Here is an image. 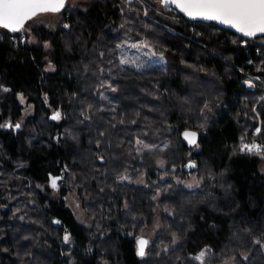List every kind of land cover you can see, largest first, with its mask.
<instances>
[{
  "label": "trees",
  "instance_id": "1",
  "mask_svg": "<svg viewBox=\"0 0 264 264\" xmlns=\"http://www.w3.org/2000/svg\"><path fill=\"white\" fill-rule=\"evenodd\" d=\"M130 4L66 3L55 25L38 15L22 32L0 28V125H21L0 127V264H201L205 249L203 264H264V158L240 150L264 144V36ZM130 39L166 68L121 65L116 45Z\"/></svg>",
  "mask_w": 264,
  "mask_h": 264
},
{
  "label": "snow or ice",
  "instance_id": "2",
  "mask_svg": "<svg viewBox=\"0 0 264 264\" xmlns=\"http://www.w3.org/2000/svg\"><path fill=\"white\" fill-rule=\"evenodd\" d=\"M127 3H131V0H126ZM162 7L168 8L170 5H174L175 8L179 9L186 16L190 18H202L204 20L218 21L221 24L228 25L234 28L238 33L243 34L245 37H254L257 34H264V0H159ZM66 0H0V28L7 29L12 33L22 32L25 30V24L37 17L39 14L44 13H59L65 8ZM147 15V11H145ZM65 28L69 25L65 24ZM123 27V25H121ZM49 45L45 43L44 47L47 48ZM117 48H122L123 45L117 44ZM131 48L147 47V44L142 45L132 44ZM103 55V53H101ZM121 65L136 66V61L129 59L127 57L121 58L119 60ZM249 87H252L250 81H246ZM112 91H116L111 85H108ZM3 91H9L8 88H3ZM22 99V97H21ZM91 108V105L88 106ZM204 109L211 110L207 103L204 104ZM103 111L104 109H99ZM115 111V108L110 109ZM81 115H84L82 112ZM61 114L59 111L55 112L51 119L59 120ZM88 117H85L87 119ZM123 122V121H121ZM135 123V121H133ZM0 127H14L19 129L21 125L16 123L14 126L12 124L0 125ZM257 132L260 129H256ZM185 139L188 140L190 144L195 143V132H185ZM138 144L142 141H137ZM150 145L143 144V148L150 150ZM166 147V146H165ZM241 152H255L257 155H261L264 158V149L255 142L248 144L244 143L243 139L240 145ZM161 167L164 166V161H158ZM194 167V165H190ZM67 171V168H65ZM50 186L52 189H57L58 181L61 179L59 176H51ZM121 181L128 179L127 176H120ZM59 223V221H55ZM179 237L176 233L172 234V243L176 244ZM65 243H70V236L65 234L63 237ZM148 240L144 238H137L136 241V254L139 257L145 256V249L148 245ZM255 243H261L260 240H256ZM207 249L201 250L200 253L194 258L203 264ZM246 259V257H245Z\"/></svg>",
  "mask_w": 264,
  "mask_h": 264
},
{
  "label": "rangeland",
  "instance_id": "3",
  "mask_svg": "<svg viewBox=\"0 0 264 264\" xmlns=\"http://www.w3.org/2000/svg\"><path fill=\"white\" fill-rule=\"evenodd\" d=\"M79 1H87V0H66V3H73V2L75 3V2H79ZM39 15H40L39 19L42 20L43 22H46L51 26L55 25L56 15H54L53 13H44V14H39ZM144 43L147 44V47H140V48H131L130 47V45H132V44L142 45ZM121 45H123V47L119 48L120 59L127 57L129 59L135 60L136 66H134V67H136L138 69L144 70V69L153 68V67L166 68V66H167V59L165 58V56L156 52L152 46H150L147 42H145L143 40H132V39H130V40H126V41L122 42ZM49 66H51V64ZM126 66H130V65H126ZM251 79H254V78H251ZM255 79H258V78H255ZM21 97H22V99H21ZM19 98H20V101H22V103H24V105H25L24 115L26 116L27 114H29L33 111V105L28 104L26 101V98L22 94L19 95ZM261 168L264 171V160H263V163L261 165ZM186 183L189 186H194L198 183V181L195 177H190L186 181ZM67 200H68L67 202L72 205V208L75 211L77 218L83 222H86V220H87L86 212L83 210L81 200L79 199L77 194L76 193H70L67 197ZM155 229H157V225L155 226L154 229L145 230L143 234L146 235L145 237L150 238L155 233ZM229 261L230 260L228 259L225 261V263L229 264L230 263Z\"/></svg>",
  "mask_w": 264,
  "mask_h": 264
},
{
  "label": "water",
  "instance_id": "4",
  "mask_svg": "<svg viewBox=\"0 0 264 264\" xmlns=\"http://www.w3.org/2000/svg\"><path fill=\"white\" fill-rule=\"evenodd\" d=\"M170 6H171L172 8H174V9H176L177 11H179V9L175 8L174 5H170ZM179 12H180V11H179ZM180 13L183 14V15H184L187 19H189V20H200V21H205V22H212V21H210V20H204V19H202V18H195V19H193V18H190V17L186 16L183 12H180ZM213 22H215L216 24H218V25H220V26H222V27H224V28L230 29V30L234 31L235 33H237V34L243 36V34L238 33L234 28H232V27H230V26H228V25L221 24V23H219L218 21H213ZM259 36H264V34H257V35L254 36V37H259ZM244 37H245V36H244ZM246 38H251V37H246ZM185 132H195V133H196L195 140H196V138H197V132H196V131L188 129V130H186ZM185 132H184V133H185Z\"/></svg>",
  "mask_w": 264,
  "mask_h": 264
},
{
  "label": "built area",
  "instance_id": "5",
  "mask_svg": "<svg viewBox=\"0 0 264 264\" xmlns=\"http://www.w3.org/2000/svg\"><path fill=\"white\" fill-rule=\"evenodd\" d=\"M120 1H121L123 4H125L128 8H130L131 10H135V9L131 6L130 3H127V2L124 1V0H120ZM131 1H133V0H131ZM144 15H145V14H144ZM14 39H15V41H17L16 38H14ZM26 41H27L26 36H23V37L21 38V42H22V43H26ZM250 82H251V84L253 85V82H252V81H250ZM247 85H248V84H247ZM248 87H249V85H248ZM250 88H254V86H252V87H250ZM253 142H255L256 144L260 145L261 148H262V147L264 148V144L258 142V141L255 140V139H253L249 144H251V143H253Z\"/></svg>",
  "mask_w": 264,
  "mask_h": 264
},
{
  "label": "flooded vegetation",
  "instance_id": "6",
  "mask_svg": "<svg viewBox=\"0 0 264 264\" xmlns=\"http://www.w3.org/2000/svg\"><path fill=\"white\" fill-rule=\"evenodd\" d=\"M70 193H71V192H70ZM70 193H68V194H67V196H65V197H66V199H67V197H68V195H69ZM67 201H68V200H67ZM69 204H70V203H69ZM70 206L72 207V205H71V204H70ZM54 219H55V221H58V220H57V218H54Z\"/></svg>",
  "mask_w": 264,
  "mask_h": 264
}]
</instances>
